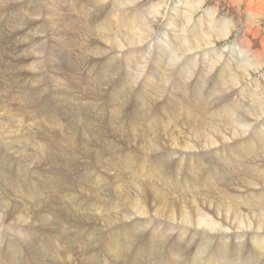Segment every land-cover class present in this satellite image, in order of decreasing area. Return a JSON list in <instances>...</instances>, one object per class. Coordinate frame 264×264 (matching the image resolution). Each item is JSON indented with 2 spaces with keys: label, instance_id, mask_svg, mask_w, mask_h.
<instances>
[{
  "label": "rangeland",
  "instance_id": "374dc122",
  "mask_svg": "<svg viewBox=\"0 0 264 264\" xmlns=\"http://www.w3.org/2000/svg\"><path fill=\"white\" fill-rule=\"evenodd\" d=\"M93 1L0 0V122L9 127V133L0 130V194L28 215L23 221L14 217L0 221V264H159L157 258L164 264L166 257L187 264L190 253L198 254L207 245L200 232L180 228V219L173 221L170 212L157 218L150 208L151 212L140 216L126 200H113L114 193L120 186L135 198L143 191L156 205L170 202L186 210L191 204L188 193L213 182L215 171L225 174L219 188L221 193L228 191L229 198L230 186L250 177L242 167L264 168V155L253 160L245 149L250 137L249 141L264 139V113L260 112L252 119L251 127L256 129L219 147L175 154L167 146L151 154L140 148L147 138L165 141L172 133L186 137L193 127L206 131L210 125L235 126L234 121L251 112L253 99L257 102L253 108L264 105V52L253 59L238 48L245 32L254 37L246 41L248 52L264 46V0H256L260 12L246 9L248 3L256 6L254 0H104V10L99 4L103 0ZM88 9L99 12L93 21L84 16ZM114 9H120L119 19L125 22L139 15L152 25L144 44L114 49L92 40L102 31L110 34L107 28L119 17ZM64 19L66 29L62 30ZM244 24L248 29L243 32ZM171 52L183 62L176 70L170 66ZM246 67L251 69L238 79L237 69ZM196 100L200 110L194 106ZM194 111L198 116L191 119L188 113ZM229 114L237 118L229 121ZM89 123L92 128L83 131ZM170 163L173 169L168 168ZM185 163L200 165L196 182L194 174L187 176ZM208 187L217 189L216 184ZM262 190L258 187L255 195ZM107 207L112 209L104 211ZM208 216L220 220L210 212ZM115 225L122 233L119 237L109 236ZM247 235L245 241L232 231L222 241L231 251L243 244L253 250L249 241L255 234ZM261 236L256 240L263 242ZM210 244L214 247L216 242Z\"/></svg>",
  "mask_w": 264,
  "mask_h": 264
},
{
  "label": "bare ground",
  "instance_id": "6f19581e",
  "mask_svg": "<svg viewBox=\"0 0 264 264\" xmlns=\"http://www.w3.org/2000/svg\"><path fill=\"white\" fill-rule=\"evenodd\" d=\"M67 1V0H66ZM95 1V0H94ZM93 1V2H94ZM143 1V0H142ZM145 1V0H144ZM147 1V0H146ZM202 1V0H200ZM47 2V1H46ZM102 3L99 2V4L101 5L100 9H106L105 8V4L103 3V1H101ZM108 2V1H107ZM123 2V1H122ZM198 2V1H197ZM252 2V1H251ZM256 4V6H253L251 3H248L247 4V10L248 12L251 11H255V12H260V7L258 6V2L256 0H254ZM50 3V2H49ZM89 3H92V2H89ZM95 3V2H94ZM114 3V2H113ZM120 3V2H119ZM118 3V4H119ZM141 3H144V2H141ZM140 3V5H141ZM93 4V3H92ZM97 4V3H96ZM116 4V3H115ZM148 4V3H147ZM192 4V3H191ZM52 5L49 4L48 6ZM104 5V6H103ZM126 5V4H125ZM143 5V4H142ZM199 5V4H198ZM262 4H260L261 6ZM56 6V5H55ZM146 6V5H145ZM179 6V4H178ZM216 6V5H215ZM46 7V6H45ZM110 7V6H109ZM114 7V6H112ZM191 7V6H190ZM262 7V6H261ZM264 7V6H263ZM47 8V7H46ZM49 8V7H48ZM143 7H141L142 9ZM193 8V7H192ZM216 8V7H215ZM155 9V8H154ZM233 9V8H232ZM194 10V9H193ZM48 11V9H47ZM94 11V12H93ZM92 9H88L84 16H87V18L89 19V21H93V15L95 14L96 17H97V13L98 10H93ZM101 11V10H100ZM147 11V10H146ZM49 12H51V10H49ZM114 12H115V15L118 14L119 17L117 16V18H115L114 22L111 23V27L107 28L108 32L110 33L108 36L103 34L104 32L106 31H102L100 29H97L96 32H101L100 36H96V35H93V38L92 40L96 43L97 40L98 41H103L107 46H109V48H114V49H117V48H134V47H137L139 45H142L146 42V40L149 38V35L151 33V27L149 25V22H146V21H141L140 20V16L139 15H135L133 18L131 16H129L128 18H130V20H128L127 22H125L124 20L122 19H119L120 18V9H117L115 10L114 9ZM161 12V11H160ZM186 12V11H185ZM188 12V11H187ZM197 12V11H196ZM46 13V12H45ZM101 13V12H100ZM122 13V12H121ZM145 13V12H144ZM148 13H152L151 11H149ZM52 14H54V10H52ZM57 14V13H56ZM55 14V16H56ZM158 14V13H157ZM179 14V13H178ZM103 15H104V11H103ZM250 15V14H249ZM254 15V14H253ZM53 16V15H52ZM61 16V15H60ZM102 16V14L100 15ZM152 16V15H150ZM157 16V15H156ZM258 16V15H257ZM103 17V16H102ZM180 17V16H179ZM252 17V16H251ZM58 18V17H57ZM56 18V19H57ZM63 18V16H62ZM100 18V17H99ZM160 18V17H159ZM174 18V17H173ZM176 18V17H175ZM174 18V19H175ZM45 19V18H44ZM47 19V18H46ZM97 19V18H96ZM179 19V18H178ZM59 20V19H58ZM65 20H63L62 24L64 26V29L62 30H65L66 29V24H65ZM173 20V19H172ZM46 21V20H45ZM60 21V20H59ZM95 21V20H94ZM99 21V20H98ZM97 21V22H98ZM107 21V20H106ZM124 21V22H123ZM152 21V20H151ZM47 22V21H46ZM58 22V21H57ZM56 22V23H57ZM61 22V21H60ZM96 22V21H95ZM108 22V21H107ZM155 22V21H154ZM173 22V21H172ZM176 23V21H174ZM179 22V21H178ZM185 22V20H184ZM52 24V23H51ZM104 24V23H103ZM106 24V22H105ZM151 24V23H150ZM185 24V23H184ZM149 25V26H148ZM156 25V24H155ZM154 25V26H155ZM158 25V24H157ZM161 25V24H160ZM159 25V26H160ZM177 25V24H176ZM245 27L243 29V32L244 30L247 28L248 29V25L247 24H244ZM55 26V24H54ZM57 26V25H56ZM59 27V26H58ZM104 27V25H103ZM51 28V26H50ZM90 28V27H89ZM226 28V27H225ZM52 29V28H51ZM87 29V28H86ZM93 29V28H92ZM91 29V30H92ZM123 29V30H122ZM153 29V28H152ZM181 29V28H180ZM239 29V28H238ZM241 29V28H240ZM254 29V28H253ZM252 29V30H253ZM259 29V28H258ZM90 30V29H89ZM106 30V28H105ZM111 30V31H110ZM174 30V29H173ZM224 30V29H223ZM236 30V29H235ZM249 30H251V28H249ZM257 30V29H256ZM240 31V30H239ZM59 32V31H58ZM85 32V31H84ZM93 34H95L96 32L95 31H92ZM177 32V30H176ZM175 32V33H176ZM179 32V31H178ZM62 33V32H61ZM75 33V32H74ZM107 33V32H106ZM153 33V32H152ZM249 33V32H248ZM247 32H245V40L244 41H240V43H238L239 45V49L242 50V52H246V55H248L250 58H257L259 57V55H261L263 52H264V49L263 47L264 46H261L260 43L257 42V39L255 41L256 44H260V46L257 47V49L255 51H252L251 49V52H248V48H249V44L248 42V39H251V40H254L253 38H250V34H248ZM64 34H65V31H64ZM201 34V33H200ZM224 34V33H223ZM222 34V35H223ZM227 34V33H225ZM259 34V33H258ZM56 35V34H55ZM68 35V33H67ZM66 35V36H67ZM90 35V34H89ZM169 35V34H168ZM243 35V34H242ZM106 36V37H105ZM111 36V37H110ZM227 36V35H226ZM254 36V35H252ZM60 37H61V34H60ZM91 36H89L90 38ZM153 37V36H152ZM199 37V36H197ZM201 37V36H200ZM260 37V36H259ZM209 38V37H208ZM225 38V37H223ZM240 38V37H239ZM57 39V38H56ZM154 39V38H153ZM197 39V38H196ZM200 39V38H199ZM213 39V38H212ZM215 39V38H214ZM90 40V39H88ZM177 40V39H176ZM193 40V39H192ZM242 40V39H241ZM263 40V38H262ZM218 41V40H217ZM93 42V43H94ZM253 41H251L250 43L252 44ZM263 42V41H262ZM254 43V42H253ZM208 44V42H207ZM210 44V43H209ZM250 44V45H251ZM77 45V44H76ZM196 45H200L196 43ZM217 45V44H216ZM88 46V45H87ZM156 46V45H155ZM158 46V45H157ZM162 46V45H161ZM189 46H190V43H189ZM195 46V44H193V47ZM151 47V46H150ZM198 47V46H197ZM201 47V46H199ZM254 47V46H253ZM42 48V47H41ZM104 48V47H103ZM190 48V47H189ZM81 49V48H80ZM188 50V47L186 48ZM89 50V49H88ZM136 50V49H135ZM166 50V49H165ZM262 50V51H261ZM112 51V50H111ZM123 51V50H122ZM191 51V49H190ZM244 52V53H245ZM89 53V52H88ZM96 53V52H95ZM215 53V52H214ZM52 54V53H51ZM172 54V52H171ZM98 56V54H96ZM101 55V57L104 55V54H99V56ZM94 56V55H93ZM110 56V55H109ZM173 56V57H172ZM170 60H171V63H170V66H171V69L172 70H176L178 67H180L183 62H180V57L177 56L178 58L175 57L174 54H172ZM202 56V55H201ZM62 57V56H61ZM185 57V56H184ZM135 58V57H134ZM247 58V56H246ZM260 58V57H259ZM62 59V58H61ZM60 59V60H61ZM120 59V58H119ZM166 59V58H165ZM215 59V58H214ZM136 60V59H135ZM169 60V61H170ZM186 60V59H185ZM225 60V59H223ZM227 60V59H226ZM257 60V59H256ZM44 61V60H43ZM62 61V60H61ZM64 61V60H63ZM67 61V60H66ZM155 61V60H154ZM184 61V60H183ZM250 61V60H249ZM252 61V60H251ZM257 61H260L259 59ZM68 62V61H67ZM66 62V63H67ZM104 62V61H103ZM213 62H215L213 60ZM226 62V61H224ZM155 63V62H154ZM228 63V62H227ZM258 63V62H256ZM218 64V63H217ZM225 64V63H224ZM260 64V63H259ZM30 65V64H29ZM72 65V64H71ZM112 65V63H111ZM116 65V64H115ZM143 65V63H142ZM142 65L140 68H142ZM228 65V64H227ZM233 65V63H232ZM257 65V64H255ZM255 65H251V66H255ZM38 66V65H37ZM159 66V65H158ZM250 66V65H249ZM29 67V66H28ZM145 67V66H144ZM176 67V68H175ZM232 67V66H231ZM115 68H117V66H115ZM132 68V67H131ZM256 68V67H254ZM24 69V68H23ZM37 69H40V68H37ZM145 69V68H144ZM182 69V68H181ZM181 69L179 70V72L181 71ZM184 69V68H183ZM192 69V68H191ZM249 69V67H246L244 69H237V77L238 79L244 77L246 75V73L248 72L247 70ZM251 69V68H250ZM249 69V70H250ZM112 70V68H111ZM170 70V69H169ZM224 70V68H223ZM184 71V70H182ZM190 71V70H189ZM226 71V70H224ZM255 71V70H253ZM252 71V72H253ZM116 72V71H115ZM171 72V71H169ZM236 72V71H235ZM150 73V72H149ZM186 73V72H185ZM250 73V72H249ZM159 74V73H158ZM163 74V73H162ZM225 74V73H224ZM250 75V74H249ZM248 75V76H249ZM21 76V75H20ZM167 76V74H166ZM227 76V75H226ZM112 77V76H111ZM116 77V76H115ZM169 77V76H167ZM114 78V77H113ZM113 78L111 80H113ZM198 79V77H197ZM207 79V78H206ZM149 81V80H148ZM197 81V80H196ZM202 81V80H201ZM168 82V80H167ZM179 83V82H177ZM232 83V82H230ZM239 83V82H238ZM237 83V84H238ZM107 84V83H106ZM110 84V83H109ZM234 84V83H233ZM245 84V83H244ZM176 85V84H175ZM239 86V85H238ZM233 89V88H232ZM238 89V88H237ZM236 89V90H237ZM199 90V89H198ZM179 91V90H178ZM251 91V89H250ZM123 92V91H122ZM176 92V91H175ZM205 92V91H204ZM117 93V92H116ZM204 94V93H203ZM200 95V94H199ZM205 95V94H204ZM207 96V95H206ZM208 97V96H207ZM212 97V96H211ZM131 98V97H130ZM215 100V98H214ZM222 100V99H220ZM256 100V99H255ZM260 100V99H259ZM196 103H194L196 106V108H198V110H200V101L199 100H196L195 101ZM207 103V102H205ZM227 103V102H226ZM257 104V102H254V99H253V104L250 105L251 107V112L247 113L246 116L242 117V119H239L234 121L233 118V115L232 114H229L228 116V119L229 121H234V124L235 126H221V127H213L210 125V127L208 129H206L205 131V128L202 130H200V128L198 129H194L191 128L190 129V133L191 135H188L186 137H176L175 134H169L168 136L164 135L165 138H167L165 141L163 140H160L158 139V141L156 142H151V138H147L148 142L147 143H144V144H141L140 148L143 149L144 151L148 152L151 154L153 152H158L159 150H161L162 147H169L170 149H174V154H175V151H179V152H183V153H197L201 150H204V149H209L211 147H219L220 144H224V143H230L232 142V140L234 138L237 137V140H238V137H242L249 129H252V119L255 120V116L257 114H259V112L261 113V115L264 113V105H257L255 108H253V105ZM209 102L207 103V106H208ZM220 104V103H218ZM225 104V103H224ZM223 104V105H224ZM235 104V103H234ZM259 104V103H258ZM155 105V104H154ZM232 105V104H231ZM160 106V105H159ZM193 106V107H194ZM204 106V105H203ZM233 106V105H232ZM223 107V106H222ZM195 108V107H194ZM228 108V107H226ZM233 108V107H231ZM238 108V107H237ZM206 109V108H205ZM209 110V109H208ZM211 110V109H210ZM231 110V109H229ZM214 111V110H213ZM232 111V110H231ZM234 111V110H233ZM247 111V110H246ZM245 111V112H246ZM217 112V111H216ZM235 112V111H234ZM197 112L194 111V113L190 112L188 113V116H191L190 118L191 119H195L196 117L195 116H198L196 114ZM205 114V113H203ZM235 114V113H234ZM2 116V115H1ZM241 116V115H240ZM258 116V115H257ZM215 117V116H214ZM220 117V116H219ZM3 118V117H2ZM207 118V117H206ZM209 118H212V117H209ZM217 118V117H216ZM231 119V120H230ZM1 120V119H0ZM5 120V119H3ZM2 120V121H3ZM202 120H205V119H202ZM201 120V122H202ZM192 121V120H191ZM197 121V120H196ZM211 121V119H210ZM215 121V120H214ZM208 122V120L206 121ZM218 122V121H217ZM211 123V122H210ZM220 123V122H219ZM258 123V122H257ZM7 124V122H6ZM5 122H0V130L2 131V129L6 132L9 133V127L6 126ZM90 124V123H89ZM224 124V123H223ZM228 124V123H227ZM231 124V123H230ZM113 125V124H112ZM202 125V124H201ZM206 125V124H204ZM208 125V123H207ZM199 126V124H198ZM262 126V125H261ZM260 126V127H261ZM147 127V129H149L148 126H145L144 129ZM92 128V123L90 124V126H88V124H84L83 127L81 128L83 131H89L90 129ZM167 128V126H166ZM257 128V127H256ZM255 126L253 129H256ZM181 129V128H180ZM179 129V131H181ZM253 129L251 131H253ZM263 129V128H262ZM151 130V129H150ZM15 132H18V128L14 129ZM135 132H137V129L134 130ZM163 131V130H162ZM259 131V130H258ZM262 131V130H261ZM22 132V131H21ZM154 132V131H153ZM172 132V130H171ZM170 132V133H171ZM182 132V131H181ZM185 131H183V134H184ZM250 132V131H249ZM132 133V132H130ZM147 133V132H146ZM151 133V132H150ZM176 133V131H175ZM145 134V133H144ZM148 134V133H147ZM155 133H153L152 135H154ZM167 134V133H166ZM140 135V134H139ZM201 135V136H200ZM147 136V135H146ZM145 136V137H146ZM156 136V134H155ZM158 136V135H157ZM246 136V135H245ZM250 137V136H249ZM264 137V136H263ZM155 138V137H154ZM161 138V137H160ZM163 138V139H165ZM251 138V137H250ZM249 138V140H251ZM259 138V137H258ZM256 138V139H258ZM152 139H153V136H152ZM240 139V138H239ZM236 140V139H235ZM247 140L246 143L248 144H245L247 147H245L246 149V156H250L252 157L253 160H256L254 159L253 157H258V156H263L264 155V139H259V140H254V141H249ZM251 143H253V145H251ZM234 144V143H233ZM236 144V142H235ZM162 145V146H161ZM161 146V147H160ZM166 147V148H167ZM166 150V149H165ZM19 151V150H18ZM163 151V150H162ZM243 152V151H242ZM248 152V153H247ZM245 152H243L242 154H244ZM263 154V155H261ZM186 155V154H184ZM183 156V155H182ZM166 157V156H165ZM242 159V158H241ZM162 161V160H161ZM168 161V159H167ZM166 161V162H167ZM182 161V160H180ZM183 163V161L181 162ZM187 163V161H186ZM185 163V164H186ZM225 163H228V162H225ZM231 163V162H230ZM257 163V162H256ZM163 164V163H161ZM166 164V163H165ZM221 164V163H220ZM169 165V164H168ZM223 165V164H222ZM231 165V164H230ZM263 165V164H262ZM261 165V166H262ZM165 166V165H164ZM171 166V168L173 169V165L172 163H170V165L168 166V168ZM200 166V165H199ZM197 167V166H190L189 167V163L185 165V172H187V176H192L191 174H194L195 176H192L193 177V183L196 182V180L198 179V175L200 174V170L199 168L200 167ZM235 166V165H234ZM260 166V167H261ZM264 166V165H263ZM163 167V166H162ZM229 167V166H228ZM227 167V169H228ZM160 168V167H159ZM243 168V173L244 172H247L250 174V177H248V175L241 180V185H235V186H230V189H232V193H231V196L228 198L227 194H229L228 191H225L223 190L222 193L220 192V186H221V182L223 181V175L225 174H221V173H216L217 171H215L212 176L214 177L213 179L215 180H212L213 182H211L210 184H213V185H217V189L215 188H212L210 189L208 186H210V184H207L204 185L206 187H203V188H199L200 189H197L194 187V190H195V193L193 194H189L188 193V190H185L186 191V194L188 193V195L191 196L190 198V202L191 204L189 206H185L187 208H185L186 210H178L179 207H174L172 204H170V202L167 204H163V207H162V202H160L161 204H155V201L149 199V197L144 194V192L142 191L141 194H140V197H137L135 198L133 193L132 192H126L121 186L116 188V192L114 193L115 195V199L113 200H118V198L122 199V200H126L128 202V204L132 207H136L135 209L139 212V215L140 214H144L145 211H150L151 212V209H153V212L156 213L155 216L157 217L158 214H161V213H168L170 212V215L169 217L173 218V221H175L174 219L176 218H179L180 219V222H181V227L180 228H195V230H197L198 232H200L201 234V239L203 240V243L207 245L206 246H202L200 247V251L198 252V254H193V253H190V256H188L186 259H188V262L187 264H264V239L262 238V234H264V191L262 190V188L264 189V168H258V167H253L251 169H245V167H242ZM209 169V168H208ZM104 171V169H102ZM218 170V169H217ZM229 170V169H228ZM227 170V171H228ZM170 171V170H169ZM226 171V170H225ZM158 172V171H157ZM178 172V171H177ZM184 172V173H185ZM212 172V171H211ZM224 172V171H223ZM183 173V174H184ZM147 174V173H145ZM209 174V172H208ZM227 174V173H226ZM245 174V173H244ZM141 175V174H140ZM154 175V174H153ZM157 175V174H156ZM155 175V176H156ZM159 175V174H158ZM205 175V174H204ZM246 175V174H245ZM200 176V175H199ZM239 176V175H238ZM5 177V176H4ZM150 177L149 176V180H150ZM154 177V176H153ZM153 177L151 179H153ZM135 178V177H134ZM187 180H188V177H185ZM256 178V179H255ZM8 179V178H7ZM133 179V178H132ZM157 179V178H156ZM161 180V178H159ZM173 179V178H172ZM155 180V179H154ZM159 180V181H160ZM168 180V179H167ZM203 180V179H202ZM201 180V181H202ZM204 180H205V177H204ZM152 181V180H151ZM256 181V182H254ZM163 182V180H162ZM160 182V183H162ZM186 182V180H185ZM230 182V181H228ZM159 183V184H160ZM152 184V183H151ZM206 184V183H205ZM227 183H224V185H226ZM165 185V183H164ZM163 185V186H164ZM168 185V184H167ZM166 185V186H167ZM194 185V184H193ZM192 185V186H193ZM198 185V184H197ZM230 185V184H229ZM234 185V184H233ZM149 186V185H148ZM162 186V187H163ZM164 186V187H166ZM173 185H171L172 187ZM187 186V185H186ZM153 187V186H152ZM158 185L156 186V189H157ZM197 187V186H196ZM201 187H202V184H201ZM213 187V186H212ZM258 187H261V190H262V194H259V195H255V191L257 190L258 191ZM155 188V187H154ZM159 188V187H158ZM170 188V187H169ZM175 188V187H174ZM177 190L179 189L181 191V189L183 187H180V184H178L176 186ZM1 189V188H0ZM149 189V188H148ZM165 189V188H164ZM187 189V188H186ZM190 189V188H189ZM158 190V189H157ZM156 190V191H157ZM161 190V189H160ZM171 190V189H170ZM193 190V188H192ZM229 190V189H228ZM140 191V190H139ZM155 191V189H154ZM157 192H160L159 190ZM163 192V191H162ZM160 192V193H162ZM168 192V191H167ZM171 192V191H170ZM169 192V193H170ZM174 192V191H172ZM139 193V192H138ZM136 193V194H138ZM179 193V192H178ZM155 194V193H154ZM168 194V193H167ZM166 194V195H167ZM172 194V193H171ZM200 195V194H203V196H196V195ZM223 194H226V196H224ZM242 194V195H241ZM149 195V194H148ZM185 195V194H184ZM241 195V196H240ZM164 196V195H162ZM171 196V195H170ZM174 196V195H172ZM224 196V197H223ZM174 197H177L174 196ZM161 198V197H160ZM166 198V197H165ZM173 198V197H172ZM163 199V198H162ZM189 199V198H187ZM104 200V199H103ZM165 200V199H164ZM170 200V199H169ZM174 200V199H171V201ZM179 200V199H178ZM106 201V200H104ZM125 201V202H126ZM167 201V200H166ZM188 201V200H187ZM124 202V201H123ZM124 202V204H125ZM173 202V201H172ZM231 204V206H229V203ZM14 203V202H13ZM13 203H9V200L6 196H2L0 194V221H6L9 219V217H14L16 218L17 220H25L27 219V216L26 215V211H24V209L22 210V208L20 206H18L17 204H13ZM140 203V204H139ZM150 203V204H148ZM157 203V202H156ZM184 203V201H183ZM189 203V202H188ZM122 204V203H121ZM127 204V203H126ZM185 204V203H184ZM177 205V204H176ZM179 205V204H178ZM182 205V204H181ZM186 205V204H185ZM24 206V205H23ZM128 205H126V208ZM25 207V206H24ZM183 207V206H182ZM200 207H203V208H200ZM205 207V208H204ZM244 207V208H247L245 211L247 212H242L240 211L241 208ZM155 208V210H154ZM157 208L160 209L158 212H157ZM175 208V209H174ZM184 208V207H183ZM112 209L111 207H107L104 211H108ZM123 209V208H122ZM182 209V208H181ZM202 209H206L208 210L211 214H215L218 216V218H220V220H216L215 218L213 217H209L207 218V215H209V212H207V215L205 212L201 211ZM244 210V209H243ZM30 211V210H28ZM134 211V210H133ZM136 211V212H137ZM32 213V212H31ZM124 213V212H123ZM127 213V212H126ZM128 213L129 212V209H128ZM131 214V213H130ZM128 214V215H130ZM146 214V213H145ZM153 214V213H151ZM53 216V214H51ZM132 215V214H131ZM134 215V214H133ZM127 216V214H126ZM137 216V215H135ZM141 216V215H140ZM213 216V215H212ZM145 217V216H144ZM155 217V218H156ZM46 218V217H45ZM48 218L49 215H48ZM47 218V219H48ZM158 218V217H157ZM108 219V218H107ZM49 220V219H48ZM125 220V219H124ZM160 220V219H159ZM162 220V219H161ZM166 220V219H165ZM110 222H115V220H109ZM16 222H19V221H16ZM1 223V222H0ZM37 224V223H36ZM107 224V223H106ZM112 224V223H111ZM31 225V224H30ZM53 227V226H52ZM114 228L111 229L110 231V235L109 236H113V237H119L122 233L118 234L117 230H116V225L113 226ZM189 228V229H190ZM122 229V228H121ZM149 229H147L146 231H148ZM144 231V232H146ZM168 231V230H167ZM166 231V232H167ZM232 231L234 232H237L239 234V238L240 239H244V238H248L249 236L247 235V233H251V234H255L253 235L252 237H250V240L249 243L251 245H254V249H250L251 247L247 244H243V245H240L237 246L235 245L233 249V251H231L229 249V247L227 245H225V243H223V239L227 238L228 234H230ZM236 234V233H235ZM259 235L261 236V238L263 239V242H259L258 240L256 239H259L257 237H259ZM176 237V236H175ZM208 239L210 241H208ZM217 240V241H216ZM223 240V241H222ZM245 240V239H244ZM177 241V240H176ZM211 241H215L216 244L214 245V247L211 246L210 242ZM220 241H222L220 243ZM246 241V240H245ZM152 244V243H151ZM241 244V243H240ZM248 246V247H247ZM1 258V257H0ZM165 259H167V261L164 263V264H179V261L176 260L175 258L173 259H169L168 257H166ZM157 260L159 261V264L162 263V259L160 258H157ZM184 264H186V261L184 262Z\"/></svg>",
  "mask_w": 264,
  "mask_h": 264
}]
</instances>
